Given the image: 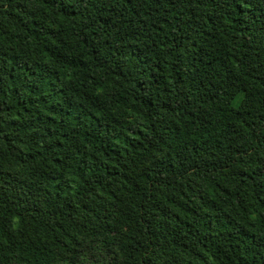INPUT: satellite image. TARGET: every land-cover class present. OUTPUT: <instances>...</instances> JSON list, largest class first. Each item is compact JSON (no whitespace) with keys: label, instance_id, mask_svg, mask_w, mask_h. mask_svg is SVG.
Here are the masks:
<instances>
[{"label":"trees","instance_id":"obj_1","mask_svg":"<svg viewBox=\"0 0 264 264\" xmlns=\"http://www.w3.org/2000/svg\"><path fill=\"white\" fill-rule=\"evenodd\" d=\"M0 264H264V0H0Z\"/></svg>","mask_w":264,"mask_h":264},{"label":"rangeland","instance_id":"obj_2","mask_svg":"<svg viewBox=\"0 0 264 264\" xmlns=\"http://www.w3.org/2000/svg\"><path fill=\"white\" fill-rule=\"evenodd\" d=\"M240 99H241V95H239V96L236 98V100L234 101V104L237 105Z\"/></svg>","mask_w":264,"mask_h":264}]
</instances>
